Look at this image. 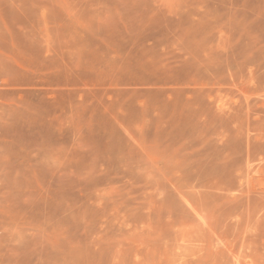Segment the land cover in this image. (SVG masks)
I'll list each match as a JSON object with an SVG mask.
<instances>
[{
  "label": "rangeland",
  "instance_id": "obj_1",
  "mask_svg": "<svg viewBox=\"0 0 264 264\" xmlns=\"http://www.w3.org/2000/svg\"><path fill=\"white\" fill-rule=\"evenodd\" d=\"M0 264H264V0H0Z\"/></svg>",
  "mask_w": 264,
  "mask_h": 264
}]
</instances>
